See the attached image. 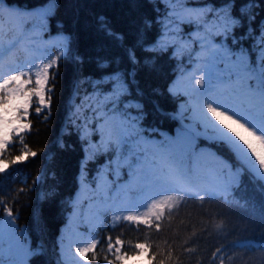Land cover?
<instances>
[{
	"label": "trees",
	"instance_id": "1",
	"mask_svg": "<svg viewBox=\"0 0 264 264\" xmlns=\"http://www.w3.org/2000/svg\"><path fill=\"white\" fill-rule=\"evenodd\" d=\"M47 2L4 0L7 5L17 7L24 13L23 20L29 21L25 24L28 28L41 26L39 20L29 14ZM244 2L235 0V15H239V7ZM187 3L219 7L225 0H187ZM258 3L260 7L256 9L255 21H245L244 28L239 29L237 35L245 29L258 31L264 28V0H258ZM167 11L165 0H57L54 13L46 20L43 27L48 35L59 34L64 39L68 38L64 55L56 66L49 69L50 75L55 74L48 85L53 88L50 115L45 109L38 117L35 113L38 103L36 99L32 101L26 120L32 128L30 133H25V143L37 155L22 164L10 166L11 176L0 181V198L12 209L15 229L21 232L26 247L33 253L28 264H62L64 228L80 185L84 146L104 137L96 128L99 120L103 117H108V120L120 117L129 124L135 121L132 126L140 129V138L166 143L192 121L190 111L185 106L188 97L194 95L192 90L183 92L172 88L197 48L195 43L182 52L175 51L177 43L169 44L163 51L155 47L157 41L162 42L164 25L160 21L166 19ZM100 17L109 22L111 30L127 40L139 32L142 46L136 52L137 65L133 66L128 61L124 50L126 45L122 46L100 30ZM193 28L180 26L179 37L191 38L189 32ZM220 40L226 47L236 50L230 39ZM255 41L244 42V46L251 49L253 54L258 36ZM132 73L135 74L134 78L130 75ZM116 74H129V86L126 94L120 97L117 111L113 113L111 105L105 110L104 104L107 102H103V98L104 94L111 93L113 96L120 89L121 82L116 81ZM82 100L91 103L79 113L75 103ZM97 113L101 116H95ZM46 115L47 120L44 119ZM198 131L197 125L191 129L196 150L207 147L214 151L225 166H231L233 175H237L229 190L215 199H208L205 195L201 200L185 195L171 214L165 208L159 232L155 229V221L151 227L141 224L139 230L135 222L129 227L128 222L121 221L113 230L109 219H106L95 238L100 241L95 250L100 259L90 260V264L104 263L108 236L112 237V242L119 236L123 242L122 251L128 254L136 253L133 248L136 243L150 245L147 248V264H159L160 260H164L165 264H220L219 256L215 260L212 257L217 248H222L220 255L225 264H245V261L247 264H262L264 254L261 252H249L232 245L246 238L258 239L264 232V225L260 223L261 205L264 204L261 183L264 182L258 181L246 170L244 162L225 142L216 139L210 132L201 135ZM20 147L19 143H15L5 153V159L20 154ZM105 147L106 144L99 146L93 152V157L87 159L85 168L88 173L95 170L97 163L121 156V150L122 157L128 152L127 143L115 152L105 151ZM126 171L127 167L123 169L125 181L128 179ZM34 180L37 181L35 184ZM135 184H141L140 179ZM21 188L24 191L17 195V190ZM163 188L155 192H161ZM163 194L177 195L172 192ZM153 198L161 199L159 195ZM147 203L150 204L151 199ZM1 217H7L3 207H0ZM221 222L224 227L218 230L216 225ZM192 248L196 250L186 251ZM169 251L172 254L170 258ZM88 255L91 257V253ZM228 257L233 259L229 260Z\"/></svg>",
	"mask_w": 264,
	"mask_h": 264
},
{
	"label": "snow or ice",
	"instance_id": "2",
	"mask_svg": "<svg viewBox=\"0 0 264 264\" xmlns=\"http://www.w3.org/2000/svg\"><path fill=\"white\" fill-rule=\"evenodd\" d=\"M3 5L4 0H0V19H3L5 11H8L9 15L13 14L10 10L3 8ZM167 5L166 19L168 23L165 24L163 20L160 23L164 25L166 30H173L166 31L165 34L170 39L175 38L180 35L175 28H180L183 25L194 26L198 32H203L198 40L204 42L205 51L210 52L212 57L211 62L206 66V77L203 72L200 77H196L195 85L198 87L192 89L196 97L201 124L205 129H211L216 139L225 142L230 147L244 162L247 171L255 176L258 181L264 182V28H259L258 31L245 29L240 35H237V31L244 28L245 21H255L256 9L260 7L258 0H245L239 7V15L234 14V10H236L235 0H225V3L219 7L205 5L202 8H192L189 7L187 0H167ZM173 5L175 7H172ZM56 7L57 0H48L47 4L33 10L29 16H34L43 27ZM28 22V20H23L17 28L10 29L15 33L11 39L4 38L6 33L3 30V25H0V181L11 176L10 166L22 164L30 157L37 155L25 143V133L31 132L32 125L30 122L25 123L24 121L28 118L33 97L38 102V106L35 107L37 116L39 117L45 109L50 115L53 88L48 85L51 80H54L55 74L50 75L49 69L56 66L64 55L63 51L51 58L43 53L39 56L35 55L28 46L32 41L25 37L26 29L24 26ZM98 24L100 30L105 32L108 37L119 42L122 46L126 45L124 50L128 61L133 66L137 65L139 61L136 52L142 46L139 32L137 31L136 35L127 40L125 36L111 30L109 22L104 17L99 18ZM181 30L183 29L181 28ZM257 36L258 43L253 54L251 49L244 46V42L249 40L255 43ZM217 37L225 41L230 39L231 43L236 46V50L223 45L217 46L215 43ZM67 39L65 38L64 42L60 44L61 49L64 48ZM171 43L175 44L177 41L171 39ZM168 46V41H157L155 47L163 51ZM18 51L25 53L24 60L18 59ZM5 58L8 61L6 68L3 65ZM45 59L48 60L47 63H43ZM37 61H41V63H37ZM217 61L225 63V72L221 73L216 70ZM127 75L129 74H116V81H120L121 86L118 91L113 93L112 97L107 98V103L104 104L105 110L111 105L112 112L117 111L120 97L126 94V89L129 86ZM130 75L133 78L135 76L134 73ZM25 77L27 78L25 79ZM33 77H35L34 81ZM44 119L47 120L48 116H44ZM134 123L135 121L132 122V124ZM132 124L125 125L123 122H117L113 117L112 126L105 140V151L121 150L122 146L127 143L125 137L129 135L126 129L131 128ZM15 143L21 145L20 154L5 159V153H8ZM120 155L123 156L122 150ZM12 170L15 171L16 169ZM142 175L143 183L138 184L135 189L141 194L159 185H166L167 187L163 188L161 192H153L152 197L131 196L119 203L113 200V203L107 207V210L119 213L114 215L112 221L109 222L113 230L120 225L121 221L128 222L129 227L135 222L137 230L141 224L151 227L155 221V229L159 232L161 220L165 215V208L171 214V210L180 205L185 195L192 198L199 197L201 200L204 199L205 195L208 199L217 197L216 188L206 186L201 179L191 173L190 169L185 168L173 148L160 152L159 163L146 169ZM38 179L39 177H37ZM36 182V180L33 181L34 184ZM97 187H100L99 183ZM261 189L264 191V183H261ZM23 191L22 188L18 189L17 195ZM164 192H172L177 195H164ZM157 195L161 199L153 198ZM103 198L107 204L109 199L107 191L104 192ZM148 199H151L150 204L147 203ZM0 207H3L7 214L5 223L11 236L15 229V217L12 209L7 207L2 198H0ZM139 209H144V211L140 212ZM123 213L128 214L124 215ZM96 219L99 220V216ZM260 223L264 225V204L261 205ZM97 226L99 227L100 224L98 223ZM223 227V222L216 225L218 230ZM193 236H195V232ZM2 237L3 230L0 226V239ZM89 239H91V243L87 242ZM106 239L108 241L106 251L114 254L115 258L110 260L108 255H105L104 260L107 261V264L126 262L128 253H122L123 242L119 236L115 239V245L111 236ZM73 242L84 246L77 247L75 255L71 251L64 254L62 264H90V260L100 259L95 251L100 241L92 238L91 233L89 236ZM149 246L145 243H136L133 246L136 250L135 259L138 260L148 254L147 248ZM232 246L246 249L249 252L259 251L264 254V232L258 239L246 238L242 241L233 242ZM114 247L115 252L113 253ZM195 250V248L186 249L188 252ZM89 253H91V257H89ZM221 253L222 248H217L212 253V257L215 260L219 256L220 264H225ZM2 254V249H0V256ZM16 254L18 257L22 254L26 258L33 253L19 247L16 249ZM171 255V251H169V258ZM154 259L155 256H153ZM228 259L231 260L233 257H228ZM0 264H26V260L17 258L6 262L0 259ZM159 264H165V261L160 260Z\"/></svg>",
	"mask_w": 264,
	"mask_h": 264
},
{
	"label": "rangeland",
	"instance_id": "3",
	"mask_svg": "<svg viewBox=\"0 0 264 264\" xmlns=\"http://www.w3.org/2000/svg\"><path fill=\"white\" fill-rule=\"evenodd\" d=\"M165 3L167 5V0H165ZM2 7L13 13L9 15L8 11H5L3 19H0V25H3V30L6 33L4 38L11 39L15 33L10 29L17 28L21 24L24 13L16 7H11L5 3ZM172 7H175V5ZM189 7L202 8L204 6L189 5ZM164 23H168L167 19L164 20ZM25 29V37L32 41L28 46L34 51L35 55L39 56L43 53L51 58L59 55L61 51L64 53L65 46L63 49L60 48V44L64 42L63 36L59 34L48 35L45 28L42 26L33 28L25 27ZM179 29L180 28H175L176 31H179ZM171 30L173 29L166 30L164 27L162 42L168 41L169 44H172L171 39H175L177 41L176 50L180 52L189 50L193 47L194 43L197 48L188 60V65L178 74L172 88L183 92L187 90L188 92L194 87H198L195 85V78L200 77L202 72L205 73L206 77V66L211 62L212 57L210 52L205 51L203 47L204 42L198 40V37L202 36L203 32H198L195 28L189 32L191 38H180L177 36L170 39L165 33ZM215 43L217 46L223 45L226 47L219 37L215 39ZM17 56L18 59L22 61L25 58V53L18 51ZM47 62V59L43 61V63ZM37 63H41V61H37ZM3 65L5 68L8 66L6 58ZM216 70L221 73L225 72V63L217 61ZM26 78L27 77H25V79ZM34 79L35 77H33V81ZM34 99L36 98L33 97V100ZM100 100H102V98ZM36 103H38L37 99ZM90 103V101L85 100L78 101L75 103L76 110L81 113L87 106H90ZM185 104L190 111L192 121L187 125L186 129L176 132L174 137L169 140V143L158 142L149 138H144L141 141L137 140L141 131L134 125L126 129L129 133V135L125 137L129 145V152L125 153L124 158L119 155L107 158L103 163L96 164V169L90 176L87 175L85 170L83 171L80 177V189L73 202L74 208L69 215L63 235V255L69 251L75 255V249L77 247H83L84 245L74 243L73 241L87 237L90 233L92 234V238L95 239L98 229L104 223L106 217L109 216L108 219L112 221L113 216L119 214L112 210H107V207L113 203V200L119 203L131 196H136L138 198L141 196L152 197L153 192L158 188L167 187L166 185H159L141 194L135 190L137 188L135 182L140 179V183H143L142 173L153 165L158 164L160 152L169 148L176 150L183 166L187 169L191 168V173L195 177L201 179L206 186L216 188L217 195L223 191H228V187L232 184L233 178L237 179V175H233L231 166H225L221 158L210 149L203 147L198 151L195 150L194 137L191 132L194 125L199 127L198 134L207 135V132L212 134L213 132L211 129H205L200 122L196 97L194 95L189 96ZM95 116H101V114L97 113ZM86 118L87 116H85V119ZM116 121L123 122L126 125L124 121L118 118ZM24 122L28 123L26 120ZM111 126L112 120H108L107 118H103L97 122L96 128L104 137L90 142L85 147V158L92 157L93 152H95L99 146H105V140ZM125 167H127L126 172L128 174V180L126 182L121 181L126 175L123 172ZM98 183L100 185L99 188L97 187ZM105 191H107L109 195L107 204L103 198ZM139 211L143 212L141 209H139ZM123 214L127 215L128 213ZM97 216H99V220L96 219ZM6 220L7 217L0 218V226H2L3 230V237L0 239V249H2L3 254L0 256V259L10 262L17 258H23L26 260V264H28L30 256L24 258L21 254L20 257H18L16 249L22 247L30 252L31 250L26 247L21 232L17 229H14L13 235H9L8 226L5 223ZM98 223L100 224L99 227L97 226ZM17 241H19V244H17ZM87 242L91 243V239ZM113 244L115 245V242H113ZM115 247L113 253L115 252ZM107 255L110 260L115 259L114 254L107 253ZM135 257L136 253L128 254V260L126 262H117V264H147L148 262L147 254L138 260L135 259ZM76 259H79V257H76ZM102 264H107V261L104 260Z\"/></svg>",
	"mask_w": 264,
	"mask_h": 264
}]
</instances>
